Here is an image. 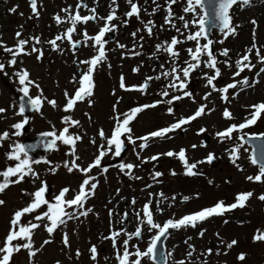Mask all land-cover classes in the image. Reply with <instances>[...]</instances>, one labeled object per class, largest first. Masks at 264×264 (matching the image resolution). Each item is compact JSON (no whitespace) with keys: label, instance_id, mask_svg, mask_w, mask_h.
Returning a JSON list of instances; mask_svg holds the SVG:
<instances>
[{"label":"rangeland","instance_id":"rangeland-1","mask_svg":"<svg viewBox=\"0 0 264 264\" xmlns=\"http://www.w3.org/2000/svg\"><path fill=\"white\" fill-rule=\"evenodd\" d=\"M147 1L149 2V0H140V3ZM80 2L81 0H38L40 15L39 18H36L29 7V0H0V42L5 46L14 47L17 43L16 33L22 32L21 38L29 40V49L34 43L30 38L36 36L40 37L42 41L36 47L42 48L44 51V56L40 61L36 59L35 54L21 56L18 57V61H22V63L18 62L14 67H8L10 54L4 52L3 47H0V63L6 65L5 71L8 73V75L0 73V108L6 109L4 113H0V134L4 132L10 134V138L0 141V170L15 163L7 159V154L12 151L14 144L20 143L25 138L34 140L38 137H44L42 133L45 132L56 131L59 133L66 126L62 123V118L66 115L81 122L79 127L70 128V132L82 136V140L78 141L76 145V155L80 157L77 163L81 167H87L98 155L97 145L105 143L98 135L99 130L103 129L110 136L115 126L114 117L117 114L126 113L134 107L152 104L162 99L166 101L173 95H182V92L168 89L170 96L161 97L160 93L165 90V86L171 78L165 79L161 76L159 80L149 81L146 93L121 89L120 78L121 76L125 78L126 86L140 85L148 76L155 77L162 71H170L172 67L171 58L163 51L157 52L156 45L164 41L170 42L174 36L184 40V35L197 29L190 26L189 30H184L183 23L175 21L177 27H180L184 33L181 35L170 25L164 24L163 19L161 21L162 33L156 32L151 38H147L142 31L137 32L138 29H143L141 22L143 18L138 21L136 26L133 24L128 26V23L127 25L118 24V20H116L113 23L117 25L119 31L116 29L112 33L113 39L107 38V59L94 73V94L89 98L92 101L91 105L85 100L78 103L74 111L64 112L63 106L66 103L64 92L67 90L69 94L74 93L77 85L71 82L72 77L73 75L78 77L81 70L85 69L84 65L78 66L77 62L96 55V48L79 46L74 54L67 41H58L63 49L61 54V52L53 51L47 41L58 34H62L66 27L70 26L67 24L58 26L54 16L56 14L65 16L66 13L62 9H71L74 12L76 5ZM83 3L87 4L88 8L79 9L81 15H89V9L95 8L99 16L106 17L112 9L107 11L99 0H83ZM15 6L18 8L13 13L10 9ZM120 11L126 12L124 9L116 8L118 16ZM253 19L257 21L255 26L257 46H264V0H254L251 6L241 10V12L239 10L234 11L233 23L240 25L237 30L238 34L230 35L224 39L222 44L214 43V54L220 61L218 67L222 71V76L214 82L218 88H223L233 82V73L237 71L235 62L245 53L247 48L252 46L254 25L251 21ZM103 23V21H90L87 25H77L78 31L74 35V39L83 41L82 34L85 29L89 35L97 34ZM159 29L157 27L155 31ZM133 32H137L135 38L131 35ZM219 34L222 33L217 29L210 31L213 41L222 39V35ZM141 36L143 40L139 39ZM205 42L203 39L201 40L202 44ZM118 43L126 47L121 49L117 47ZM141 44L143 45L142 48L140 47ZM194 47V41H185L177 45L176 50L180 55L176 63L180 67L184 66V61L189 60L186 50ZM225 48L230 50L227 58L220 55L221 50ZM133 49L141 54L132 55ZM261 52L264 54V47H261ZM225 59H228L233 65L231 68L223 63ZM251 60L256 67L252 71L246 69L235 79L240 81L247 77L250 82L258 79L259 83H255L252 87L238 84L236 89L229 90L228 102L221 99L220 92L212 91L210 87L205 86L206 81L202 72H208L211 75L212 71L203 68L191 74L186 90L194 94L193 98L185 97L171 105L161 103L155 108H149L140 113L130 124L133 130V138L145 136L152 131L168 127L181 117L191 116L202 104H206L209 109H215L211 114H205L191 124L184 125L182 129L169 133L168 138L149 140L147 142L148 147L143 150L139 148L143 141L137 140L136 144L133 145L122 137L125 139L127 147L122 161L120 163L118 161L111 162L110 160L115 157L109 153L101 162L102 165L108 161L104 164L108 167V171L103 172L102 167H100L94 168L90 173L98 181V187L95 195L87 200L85 208H92L93 212L87 217L81 216L78 219L69 220L66 225L58 228L51 237L42 224L35 231L33 237L35 248H40L47 239H51L52 242L43 246V249L33 258L32 264H57V261L59 264H117L112 242L102 237L109 235L110 230L121 227L126 228L128 232H133L138 223L135 212L140 211L149 199L153 201L154 220L163 224L169 218L179 219L210 207V204L217 201L233 203L237 193L248 191L253 192L254 195L245 208L236 209L224 216H214L198 224L196 228L189 227L180 231L170 230L171 235L165 240L166 261L164 264H177L180 260H185L186 264H204L205 261L207 264H264V242L253 239L258 229L264 231V201L258 199L259 195L264 194V183L251 182L246 179L247 176L256 175L259 167L252 165L250 147L246 144L245 139L243 141L238 139L239 136L264 134V114L261 115L255 125L244 129L242 132L233 133L232 140L220 142L216 136L218 131L226 129L229 125L244 122L245 118L253 111L251 105L264 102V73H261L259 77L256 75L259 69L264 67V64L257 61L254 52L251 55ZM161 65L164 66L163 69ZM135 68H139V71L134 72L133 69ZM19 69H27L30 78L40 85V89L34 86L30 87L29 95L35 98L41 95L42 90L44 102L39 111H34L25 131L20 130V135H12L16 131L12 125L21 122L26 117L18 114L17 97L21 92L19 91L20 85L13 73ZM210 91H212L211 96L208 100H204V95ZM237 93L238 95H236ZM52 99L57 101L58 107L53 108L46 102V100ZM114 104L116 105L115 113L113 111ZM169 107L173 108V114L168 113ZM225 108L231 111L234 119L227 120L223 117L222 113ZM201 128L206 129L204 134H198ZM260 137L264 139V135H260ZM92 139L96 140V144L90 142ZM203 139H207L205 144ZM193 144L198 145V147L193 149L191 147ZM201 144L206 145V147L199 146ZM240 145L242 147H240V159L237 161L239 167H237L230 162L226 149ZM181 148L187 150L189 162L202 160L209 153H214L217 158L211 165L207 163L199 165L197 171L202 172L203 175L196 176L185 175V169L176 157L160 155L158 160L146 163H142V160L137 158V154L141 158H147L168 151L179 152ZM69 153L70 147L57 141L55 150L42 154L41 163L32 165L34 171L38 173V178L26 177L23 182L10 186L3 194H0V199L5 201V204L0 206V246H2V242L10 229V221L14 212L31 202L32 197L28 194L35 192L42 186V183L51 189L50 195L47 197L50 201H53L54 196L64 187L71 190L69 198L79 190L85 176L75 170L69 173L67 168L63 166L65 161L70 162L73 159ZM44 161H50L51 164ZM121 163H132L137 167L132 170V175H127V170H120L119 165ZM50 168H57V170L53 173ZM173 171L176 173L175 175L171 174ZM154 172H161L163 175L154 180L152 178ZM136 177H140V179H136ZM209 180L212 183H209ZM150 193L153 195L150 196ZM159 193L164 194L160 203L163 213L155 210V202L161 200V197L157 195ZM173 196L176 197L175 201L171 199ZM186 196L190 199L184 201L183 197ZM133 198L136 200L135 205L131 203ZM170 204L171 206H169ZM109 209H113L116 215L110 218ZM43 211H46V206L39 209L37 213L26 215L23 221L26 223L33 220L34 215ZM124 212L128 213V218L122 225L119 221ZM225 220L228 223H225ZM204 229H206L205 235L200 237L198 234ZM64 233L68 234L69 247L63 245ZM217 233L224 241L230 242L232 239H236L238 244L231 250L224 248L219 242ZM154 234L155 230L149 232L145 227L143 238H134L130 241V245L138 244L141 250H144L150 242V237ZM189 237L192 239L188 240ZM125 238L122 236L121 242ZM186 240H188L187 244L185 243ZM91 245H95L98 249L96 262L90 258L89 248ZM189 245L195 247L191 258L186 255L190 250ZM209 248L213 250V254L204 256L203 253ZM77 249L81 252L79 258L75 255ZM218 249L222 253L227 252V254L216 255ZM130 250L134 251L131 248ZM240 253L246 254V259L243 262L237 259ZM12 264H30L27 250L22 249L19 253L14 254ZM142 264L154 263L148 258H144Z\"/></svg>","mask_w":264,"mask_h":264},{"label":"snow or ice","instance_id":"snow-or-ice-1","mask_svg":"<svg viewBox=\"0 0 264 264\" xmlns=\"http://www.w3.org/2000/svg\"><path fill=\"white\" fill-rule=\"evenodd\" d=\"M152 4L155 5L152 8V11L148 13L149 15H155L158 11L161 10V7H164L166 11V15L164 17V24L170 25L174 28L178 33L184 35L181 31L180 27H177L175 21L179 20L183 22V29L189 30L190 26L195 27L197 30L194 32L189 31L187 35H184V40H181L177 37H172L169 41H164L161 44L156 45V51H163L168 54L172 61V67L170 71H162L161 74L152 77L148 76L145 78L144 83L140 85H132L126 86L125 78L121 76L120 78V88L125 91H139L141 93H146L149 87V81L153 79L159 80L161 76L165 79L171 78L170 82L165 86V90L160 93L161 97H169L170 92L168 89L173 91L182 92V95H173L168 100H159L152 104H145L142 106H137L130 109L126 113L117 114L115 119V126L111 135H107L103 129L99 130V137L101 140H104V144L97 145L98 155H96L95 159L92 163H90L87 167H81L77 161L80 159L78 155H76V145L78 141L82 140V136L79 134H73L70 132V128H75L80 126V121L73 119L71 116L66 115L62 118V123L66 125L63 127L59 133L56 131H50L42 133L44 137H50L51 139L47 141L45 147L48 149L55 150L57 148V141L63 143L64 145H68L70 147V155L73 159L69 161H65L64 167L67 168L69 173H72L74 170L81 172L85 178L79 186V190L76 192L74 196L69 198V194L71 192L70 188L64 187L59 191L57 195L54 196V200L50 201L45 197V193L47 191V186L42 183V186L39 187L33 193H25L31 195V202L27 204V206L17 210L14 212L12 219L10 221V229L2 242V246H0V264H12L14 254L19 253L22 249L27 250L29 262L32 264L33 258L43 249L44 245L51 243V239H47L43 242L40 248H35L34 246V234L37 229H39L42 224L45 231L51 237L58 228L66 225L69 220L78 219L79 217H87L90 213L93 212L92 208H85V204L88 199L95 195V191L98 187V181L96 178L91 176L90 173L94 168H100L101 162L105 156L109 153H112L115 157H120L125 148V139L128 143L135 145L137 140L143 141L139 145L141 150L148 147V141L154 138H168V134L176 131L177 129H182L184 125H189L196 119L202 117L205 114H211V112L215 111V109H209L206 104L200 105L197 110L188 117H181L176 122L172 123L168 127L158 129L156 131H152L145 136L133 138L132 128L130 124L133 120L137 118V116L149 108H155L157 105L161 103H167L169 105L173 104L175 101H179L187 98H193L194 94L191 91L186 90L188 88L189 80L191 74L198 69H209L212 71L210 75L208 72H202L203 78L206 81L205 86L210 87L212 91H218L221 93V99L225 102L229 101V90L236 89L238 84L241 86L252 87L255 83H259V80L249 81L247 77H244L242 80L237 81L235 77H239L242 72L246 69L248 71H252L256 65L252 63L251 55L253 52L257 58V61L260 64H264V54L261 52V47L257 46L256 43V30L255 26L257 25L256 20H252L251 23L254 25L253 28V42L252 46L247 48L245 53L240 56V58L235 62V67L237 71L233 73V82L227 84L223 88H218L214 83L218 78L222 76V71L220 67H218L217 56L214 54L213 45L214 43H223L224 39H227L230 35L235 36L238 34L237 30L240 27L239 24L233 23V10L235 6L244 7L251 6L252 0H186V6L183 8L184 13H191L193 15V19L186 20L185 16H175L173 12L172 6L179 2V0H165V5H160L157 3V0H151ZM130 10L125 13V17L127 19L123 20L122 23L127 25L128 19L132 17H136L138 20H141V13L147 12V8L141 6L138 0H127ZM112 5L118 7L117 0H112ZM29 7L33 16L39 18V7L38 0H29ZM116 7H113L109 14L106 17H101L97 14L95 8H90L89 15H81L79 9L88 8V5L83 3L81 0L80 3L76 5V10L73 12L71 9H62L63 12L66 13L65 16H61L56 14L54 16V20L56 24L62 25L67 24L70 25L66 27L65 31L62 34L56 35L54 38L47 41V43L51 46L53 51L63 53V49L59 42L67 41L70 45V48L73 50L75 54V50L78 46H91L96 48V55L93 57L78 61L79 65H84L85 69L81 70L80 75L77 77L73 75L71 82L77 87L73 94H69L67 90L64 92V96L66 99V103L63 106V111L66 113L72 112L75 110L76 106L80 102H84L87 100L89 105H91L92 101L89 99L94 94L95 81H94V73L98 69V67L107 59V35L109 33H113L117 29V25L113 23L119 19L116 15ZM18 6H15L10 9L11 12L15 13L17 11ZM21 15H23L21 13ZM31 18V17H29ZM99 22L103 21V26L100 27L99 31L95 35H89L87 30L85 29L83 32V41L75 40L74 35L77 33V25L83 24L87 25L89 22ZM144 31L147 32L149 36L154 34V29L157 25L153 20L143 21ZM211 25V28H209ZM22 27V26H21ZM163 28V25L160 26ZM212 29L219 30L224 39L220 41H213L210 36V31ZM141 31L140 29L137 32ZM137 32H133L131 35L135 38L137 36ZM22 32H17V43L14 47H8L0 42V47H3L4 52L10 54V59L8 60L7 66L14 67L17 65L18 57L21 56H31L33 54L36 55V59L38 61L42 60L44 56V51L42 48L36 47L42 43L40 37H31L30 39L34 42L29 49V40L22 39ZM140 40H143V37H139ZM206 41L205 43H201V40ZM185 41H194L195 47L188 48L186 51L189 56V60L184 61V66L180 67L176 61L179 58L180 53L176 50L177 45L184 43ZM89 42H91L89 44ZM117 47L123 49L126 46L122 44H117ZM142 48L143 45L141 44ZM229 49H222L220 55L223 57H229ZM141 53L132 50V55H140ZM207 57V59H204ZM223 63L231 68L233 65L229 62L228 59H225ZM110 67V65H109ZM163 65L161 68L163 69ZM6 65L4 63H0V73L4 75H8L5 71ZM134 72H138L139 68L133 69ZM261 73H264V67L259 69V72L256 73L257 77ZM13 76L16 77L18 84L20 85L19 91L23 94V97H26V102H22L19 107L18 114L23 115L26 108L29 106L31 110L39 111L42 107V90L41 95L36 96L35 98L29 95L30 87L34 86L37 89H40V85L36 84L30 78V73L27 69H19L13 73ZM212 91L206 93L203 97L204 100H208L211 96ZM238 95V93L236 94ZM46 99V98H44ZM46 102L52 106L53 108L58 107L57 101L46 100ZM119 103V100H117ZM253 111L250 112L249 116L245 118L244 122L240 124H231L226 129L222 131H218L216 133L217 138L220 142H225L233 139V133L242 132L244 129L250 128L255 125L257 121L261 118V115L264 114V102L251 105L250 106ZM6 109L0 108V113H4ZM113 111L116 112V105H113ZM169 114H173V108L169 107L167 109ZM223 117L227 120L234 119L233 114L227 108L224 109L222 113ZM122 117V118H121ZM28 118L25 117L21 122H18L12 127L16 130L12 135H20V130L24 129L25 125L28 123ZM206 129L201 128L198 131V134H204ZM260 135L264 134H252V139L259 138ZM124 137L125 139H122ZM10 138V134L8 132H4L0 134V141L6 140ZM238 139L244 140V136H239ZM92 144H96V140L92 139L90 141ZM199 146L206 147V145L201 144ZM193 149L197 148L198 145L193 144L191 146ZM240 146H233L231 149H226L229 155L230 162L237 167V161L240 159L239 151ZM35 146L29 145L25 146L20 143H16L12 146V151L7 154V159L10 161H14L13 165L6 167L3 170H0V194H3L10 186L19 184L25 180L26 177L31 176L33 179L38 178V173H36L32 167L33 164H39L41 161L32 160L29 157V151L34 150ZM160 155H165L168 157H176L179 159L181 164L185 169V175L188 176H196L203 175L202 172L197 171L198 166L201 164H213L214 160L217 158L214 153H209L204 159L198 160L195 162H189V158L187 156V150L181 148L179 152L168 151L166 153H161L157 155H153L147 158H141L139 154H137V158L142 160V163H146L148 161H156L159 159ZM45 163L51 164L50 161H44ZM251 163L253 165H259L258 173L254 176H247L246 179L251 182H260L264 183V146H261L259 150V155H253L251 158ZM121 171L127 170V175H132V170L137 167L132 163H121L119 165ZM57 168H50V171L55 173ZM242 170V169H241ZM103 172H107V168L102 169ZM175 175L176 173L173 171L171 173ZM163 174L161 172H154L152 174V178L156 180ZM15 178V179H13ZM136 179H140V177H136ZM209 183H212L209 180ZM150 187V185H149ZM119 191V190H118ZM152 196L153 194H149ZM161 197V200H157L155 202V210L163 213V209L160 208V203L164 198L163 193L157 194ZM254 193L251 191L237 193L235 197V201L231 204H226L224 201H217L213 206L203 208L199 211L190 213L185 215L179 219L169 218L163 224L157 223L154 220V211H153V201L149 199L142 207L140 211L135 212L136 219L138 221L137 226L133 232H128L126 228L121 227L120 229L110 230L109 235L102 237L105 240H110L112 242V247L115 251V259L117 264H142L144 258H148L149 260L155 261L157 259L159 249L158 245L162 241V238L166 239L171 235L170 230L180 231L185 228H196L198 224L203 223L204 221L209 220L214 216H224L226 213L232 212L236 209H243L247 206L248 201L253 197ZM172 201H175L176 197L173 196ZM190 197H183L184 201L189 200ZM259 200L264 201V194L259 195ZM131 203L133 205L136 204L135 198L132 199ZM5 201L0 199V206L4 205ZM46 206V211L39 212L38 214L33 216V220H29L26 223L23 221V218L26 215H31L33 213H37L39 209ZM171 206V204L169 205ZM71 209V211H69ZM113 215H116L113 209H109V217L111 218ZM128 218V213L124 212L121 214V220L119 221L122 225ZM35 221V222H33ZM46 221V223H44ZM228 223L227 220L224 221ZM111 225V220H110ZM145 227L149 232L155 230V234L150 237V242L148 243L146 249L141 250L139 245H130V241L134 238L142 239L143 232ZM206 229L201 230L199 232V236L203 237L205 235ZM219 242L223 245L224 248L231 250L234 246L238 244L236 239H232L229 241H224L223 238L219 237V233L216 234ZM124 236L126 237L121 242L120 238ZM192 238L189 237L188 240ZM254 241H262L264 242V231L257 230V233L253 237ZM188 240L185 243H188ZM63 245L65 247L70 246V241L67 233H64L62 239ZM134 249L133 250H130ZM189 251L186 253L187 257L191 258L195 247L194 245H189ZM90 258L93 262L97 261L98 258V249L95 245H91L89 248ZM213 254V250L211 248L207 249L203 255L211 256ZM216 255L227 254V252H221V250H217ZM76 257L79 258L81 256V252L79 249L76 250ZM171 255V253H168ZM107 259V258H105ZM237 259L243 262L246 259V254L240 253ZM59 264V261H57ZM177 264H186L185 260H180ZM204 264H207L205 261Z\"/></svg>","mask_w":264,"mask_h":264},{"label":"flooded vegetation","instance_id":"flooded-vegetation-1","mask_svg":"<svg viewBox=\"0 0 264 264\" xmlns=\"http://www.w3.org/2000/svg\"><path fill=\"white\" fill-rule=\"evenodd\" d=\"M99 1L102 2L104 8L107 11L110 8L116 7V6L112 5V0H99ZM253 1L254 0H252V3H253ZM138 2H139V4L141 6H143L144 8H147V10H148L147 12H142L141 13V18H143V21L146 22L148 20H153L154 23L157 25V27L160 28L159 30H156V31L154 29V33L159 32L161 34L162 31H163V28L160 27L161 26V21L164 19L165 15H166V11H165L164 7H161V10L158 11L155 15H149L148 13H150L152 11V8L155 7V5L152 4L151 0H149V2L147 1L146 3H140V0H138ZM157 3L163 6V5H165V0H157ZM117 5H118V7H116V8H119L120 10H123L124 9V10H126V12L130 10L129 5L127 3V0H117ZM185 6H186V0H179L178 3H176L175 5L172 6L173 12H174L175 16L178 17V16L183 15V16H185V19L186 20H189L190 21L191 19H193V15L191 13H187L186 14V13L183 12V8ZM247 7L248 6H244V7L235 6L233 12L236 11V10H239L241 12V10H244ZM240 8H241V10H240ZM126 12L125 11H123V12L120 11L119 16L117 15L118 13L116 12V15L119 17L118 24L119 23L121 24L123 20L127 19L125 17V13ZM138 21L139 20L136 17H132V18L128 19V26L129 25L132 26V24L134 26H136L138 24ZM176 22L177 23H183L182 21H179V20H176ZM143 29H144V24H143ZM143 29H141V31L144 33L145 37L151 38L153 36V35L152 36H149L147 34V32L144 31ZM117 31H119V29H117ZM217 34H218V32H217ZM219 35H222V34H219ZM108 37H109V34L107 35V38ZM111 37H112V39L114 37L112 33H111ZM160 38H162V36H160ZM222 39H224L223 38V35H222Z\"/></svg>","mask_w":264,"mask_h":264},{"label":"water","instance_id":"water-1","mask_svg":"<svg viewBox=\"0 0 264 264\" xmlns=\"http://www.w3.org/2000/svg\"><path fill=\"white\" fill-rule=\"evenodd\" d=\"M209 28H211V25H209ZM18 100L21 104L22 102H26L27 99H26V97H23V94H22L18 97ZM32 111L33 110H31V107L29 106L28 108H26L24 114H26L30 117L32 114ZM26 127L27 126H25L24 130L26 129ZM48 140H50V139H48L46 137H38L34 140L26 138L21 142V144H23L25 146H29V145L35 146L34 150L29 151V156L34 157L35 153H37V152L45 153L46 151L50 150V149L45 147ZM247 142L252 147V156L254 154L259 155V150H260L261 146H264V140L261 138H257V139L249 138L247 140ZM122 155H123V153L121 154V156ZM121 156L117 157V158L120 159ZM36 158L40 159V156H36ZM48 193H49V190L46 191V194H48ZM163 243H164V238H162V241L158 245L159 253H158L157 259L155 261L152 260L155 264H163V262L165 260V251H164L165 249H164Z\"/></svg>","mask_w":264,"mask_h":264}]
</instances>
